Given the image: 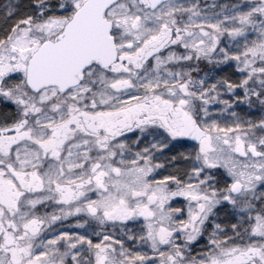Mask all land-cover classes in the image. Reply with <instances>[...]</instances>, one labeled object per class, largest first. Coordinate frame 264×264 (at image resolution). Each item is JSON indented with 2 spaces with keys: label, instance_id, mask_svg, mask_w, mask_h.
<instances>
[{
  "label": "snow or ice",
  "instance_id": "obj_1",
  "mask_svg": "<svg viewBox=\"0 0 264 264\" xmlns=\"http://www.w3.org/2000/svg\"><path fill=\"white\" fill-rule=\"evenodd\" d=\"M0 264H264V0L0 4Z\"/></svg>",
  "mask_w": 264,
  "mask_h": 264
},
{
  "label": "trees",
  "instance_id": "obj_2",
  "mask_svg": "<svg viewBox=\"0 0 264 264\" xmlns=\"http://www.w3.org/2000/svg\"><path fill=\"white\" fill-rule=\"evenodd\" d=\"M3 3V0H0V4H2Z\"/></svg>",
  "mask_w": 264,
  "mask_h": 264
},
{
  "label": "rangeland",
  "instance_id": "obj_3",
  "mask_svg": "<svg viewBox=\"0 0 264 264\" xmlns=\"http://www.w3.org/2000/svg\"><path fill=\"white\" fill-rule=\"evenodd\" d=\"M5 2H6V0H3V3H5ZM3 3H2V4H3Z\"/></svg>",
  "mask_w": 264,
  "mask_h": 264
}]
</instances>
